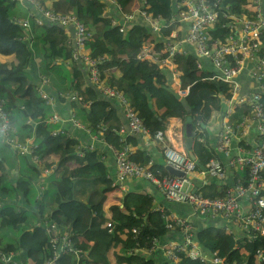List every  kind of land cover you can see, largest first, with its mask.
Segmentation results:
<instances>
[{
	"label": "trees",
	"instance_id": "obj_1",
	"mask_svg": "<svg viewBox=\"0 0 264 264\" xmlns=\"http://www.w3.org/2000/svg\"><path fill=\"white\" fill-rule=\"evenodd\" d=\"M35 1L45 10L72 15L85 26L91 36L84 53L99 59L102 85L122 92L152 134L164 131L167 119L172 117L179 118L184 127L185 118L190 116L192 124L197 122L196 128L200 130L192 147L196 160L205 166L209 160L217 159L216 146L210 144V132L200 125L206 126L208 119L199 112L197 121L194 120L196 106L192 108L189 97L183 99L174 92L169 70L138 58L145 45L154 44L159 52L171 32H177L179 38L185 33L184 25L172 23L175 0H56L51 7H46V0ZM108 2L128 14L139 2L141 12L154 19L159 17L163 26L159 37L155 38V32L145 22L132 23L120 32V24L116 27L111 24L115 15L106 14L110 8ZM251 2L221 0L232 15L254 20L258 14ZM26 17L27 9L19 2L0 0V100L13 137L19 142L31 140L38 158V162H32L30 157L16 156L0 140V254L13 255L11 262L0 260V264H42L50 252V234L44 224H54L61 234L71 238L73 250L61 254L58 264H159L157 254H148L152 240L165 244L171 234L181 235L178 228H167L172 213L166 207L156 209L152 195L130 191L118 203L106 206L109 194L117 188L112 186L105 154L100 146H80L79 138L69 132L68 126L73 125L70 119L80 123L91 137H96V143L112 150L125 148L129 138L122 140L118 133L120 121L112 115L110 100L101 94L98 84L89 81L87 69L71 45L69 30L72 29L36 25L32 20L29 28H25L21 21ZM230 33L229 28L216 25L208 36L224 42ZM260 52L264 58V33ZM166 57L160 55L159 59ZM35 61L39 66L36 80L29 72V66ZM171 61L179 73L181 89L207 85L215 90V96L222 103V117L224 102L231 98V87L214 78V71L203 69L199 58L188 51L184 56L175 55ZM78 62L83 64L85 72L78 68ZM116 70L126 73L113 76ZM42 76L46 77L47 84H42ZM70 94H75L76 99L70 100ZM262 103L264 107V92ZM156 112L159 119L154 117ZM251 112L249 104L238 105L229 122H236ZM257 142L264 144V135ZM8 152L15 158L8 157ZM141 154L130 158L147 165L149 157L142 162ZM16 165L18 172L13 180L8 173ZM151 168L167 173L162 165ZM196 172L200 174L202 170L196 167ZM228 178L225 183L207 182L197 191L205 198H223L224 191L234 188L238 180L242 185L247 181L243 172L230 171ZM195 216L201 224L188 222L200 250L217 253L226 262L264 264L257 260L256 252L264 248L263 238L249 241L246 236L235 237L226 232L227 226L216 227L210 223L220 217ZM178 260V264H201L185 254H180Z\"/></svg>",
	"mask_w": 264,
	"mask_h": 264
},
{
	"label": "built area",
	"instance_id": "obj_2",
	"mask_svg": "<svg viewBox=\"0 0 264 264\" xmlns=\"http://www.w3.org/2000/svg\"><path fill=\"white\" fill-rule=\"evenodd\" d=\"M11 1L31 5L42 16L43 21L49 25L72 29L74 33L73 45L79 60L87 69L89 81L93 85H99L104 97L113 99L121 105L128 131L131 134L153 136L162 144L165 166H170L184 174L179 178L169 173H163L160 169H152L148 164H138L131 160L130 153L125 147L122 150H113L115 175L112 177V186L122 188V185L128 180L150 183L169 203L185 205L192 210L194 215L201 218L221 217L225 219L229 223L225 228L226 232L235 237L246 236L249 241L258 237L264 239V144L257 142L258 137L264 135V107L262 103L264 58L261 57L260 52L261 35L264 33V18L260 0L251 2L258 14L254 20L232 15L228 12V8L221 4V0H175L176 13L172 18V23L184 25L186 33L179 38L177 32L173 31L170 33V39L162 42V49L159 52L142 48L138 54L139 59L151 60L157 63L160 69H167L173 74L172 67L168 65L173 64L171 59L175 55L184 56L187 51L185 45H191L198 58H207L210 61L214 78L231 87V98L224 102L225 110L221 117L216 146L217 152L228 158L227 164H222L218 159H211L204 166L205 172H201L210 179L223 183L227 181L230 171L243 172L247 176L245 185H242L238 180L234 188L224 191L223 198L203 197L197 191L198 187H194L192 177L197 173L196 164L187 153L183 149L178 150L165 144L164 131H156L152 134L122 92L102 85L99 78V59H92L84 53L85 44L91 35L81 22L70 14L45 10L35 0ZM115 7L117 11L114 15L120 17L111 18V24L114 27L120 24V32L123 33L126 30L124 28H129L132 25L133 16L123 14L124 12L120 8H117L116 5ZM140 14L149 23L153 32L157 33L163 28L159 17L154 19L152 15L141 11ZM36 23L40 24L41 21L38 20ZM21 24L25 28L28 27L26 20H22ZM216 25L229 28L231 31L224 42L211 40L208 36L209 31ZM160 55L167 57L159 59ZM197 67L200 68L199 65ZM244 72L251 77L257 88L256 91L246 94L242 92L239 80ZM41 82L43 85L47 84L46 77L43 76ZM176 93L180 98L186 96V91ZM43 96L46 100L48 99L46 95L43 94ZM68 97L70 100L76 99L75 94H70ZM244 103L250 105L251 114L230 123L229 119L235 107ZM70 121L73 126L82 128V125L74 121L73 118ZM60 132L62 133V131ZM250 133H252L251 137L246 139L245 137ZM0 140L17 155L27 156L31 158L32 162H38L34 152L35 145L32 141L19 142L13 137L3 100H0ZM233 140L238 142V146L235 149V154L231 156L230 144ZM44 173L47 174L46 171ZM170 219L171 223L167 225V228H178L182 240L161 244L158 239H153L148 254L156 255L160 251L170 264H178L180 254H185L189 259L201 264H237L226 262L217 253H206L200 250L194 240L192 226L187 219L177 216H170ZM44 225L47 234H50L48 240L50 252L42 264H58L61 254L73 250L71 238L67 234H61L54 224ZM131 232L136 233L135 230ZM256 252L257 260L264 262V248L258 249ZM0 260L11 262L13 255L0 254Z\"/></svg>",
	"mask_w": 264,
	"mask_h": 264
},
{
	"label": "crops",
	"instance_id": "obj_3",
	"mask_svg": "<svg viewBox=\"0 0 264 264\" xmlns=\"http://www.w3.org/2000/svg\"><path fill=\"white\" fill-rule=\"evenodd\" d=\"M56 0H46L45 1V5L46 7H51L52 4L55 2ZM261 1V5H262V17L264 18V0H260ZM20 4H22L26 9H27V15L31 13V7L29 4L26 3H22L19 2ZM112 7V9H111ZM140 5L139 2L138 4L136 3L132 9L130 8V14L124 12L123 14H128V15H132L133 16V21L132 23H148L140 14ZM115 6L110 5V8L106 10V14L108 15H114L115 14ZM113 12V13H112ZM115 17H120L118 15H116ZM149 24V23H148ZM146 25V24H145ZM147 26V25H146ZM70 34H71V42H72V46L73 45V40H74V33L72 30H69ZM183 30H182V34H183ZM186 33V32H185ZM160 33H154L155 38L159 37ZM157 36V37H156ZM143 48H148L149 50H155L154 44H149V45H145ZM185 49L195 55V51L193 46L191 45H185ZM141 51V50H140ZM7 60V59H6ZM11 61V60H8ZM199 62L201 63V67H203V69H206L207 71H212L213 69L211 67L210 61L207 58H199ZM170 67H172V88L174 90V92H178V91H186V96L183 98H188L189 97V102L191 104L194 103L195 107V111L194 114H192V116H194L195 118L198 117V113L201 112V108L200 107V103L202 102L203 98L201 95L204 96V93L206 92H213L215 95V90L211 87H208L207 85H201V86H191L188 87L186 89H181L180 88V81H179V73L176 69V66L173 64H168ZM78 68L81 70H83L84 72L86 71L83 64H80V62H78L77 64ZM38 70H39V66H38V61H35L31 66H29V72L31 73L32 77L34 80L38 79ZM126 72L123 71H113V76H120L122 74H124ZM138 82H140L138 80ZM31 84H33L32 82H30ZM240 83L241 88H242V92L246 93L250 90H252L253 92L257 90L255 84L253 83L251 77H249V75L244 72L241 76H240ZM214 95H210V96H204L207 97L208 99H210L208 102L210 104H206V106H209V112L208 115H210V117L208 118V121H206V126L203 124V127H201L202 129H206L207 131L210 132V144L211 146H217V141H218V133L220 131V125H221V111L219 112H215L212 113V110L214 108V106L216 105L215 103L217 102V100H220V98L218 97H214ZM211 97V98H210ZM106 100H110L112 108H113V113L112 115L119 119L120 121V125L118 126L119 130L118 133L120 135V137L122 138L123 141H125L126 139H128V144H126V148L128 149L130 155H134L136 153L142 152L141 157H143L142 162L146 161V157H149L148 161V165L150 167H157L162 165L165 168V164H164V160H163V155H162V144L157 141L155 138H153V136H146V135H135V134H131L128 131L127 128V121L125 119L124 113L122 111V107L121 105L113 100V99H108L105 98ZM200 103H199V102ZM222 104V103H221ZM151 105L152 107V102H149V106ZM55 107V105H54ZM57 107V106H56ZM61 108V107H60ZM63 109V108H61ZM65 110V109H63ZM217 110V108H216ZM66 111V110H65ZM68 115V114H67ZM66 115V116H67ZM155 115H157V117H155ZM154 117L156 119H159V114L158 112H156L154 114ZM116 122V121H115ZM212 123L214 125H212ZM115 125H117V122L115 123ZM69 132L70 134H72L73 136H77L79 138L80 141V146L86 148L88 145H94L98 148V146H100V150L105 154L104 160H106L107 165H108V169L110 172V176L113 177L115 175V156H114V151L110 148V147H106L100 143H96L95 142V137H91L89 132L84 128H79V127H75L73 125H69L68 126ZM195 132L196 134L200 132V130L198 128H195ZM165 133V144H168L169 146H172L173 148L176 149H184V127L183 124L181 122V120L179 118L176 117H172L167 119V125L165 127L164 130ZM252 133L248 134L245 138L249 139L251 137ZM238 146V142L233 140L230 144V152H231V156H233L235 154V149ZM217 151V149H216ZM217 153V159L222 163V164H227L228 158L224 157L223 155H221L220 153ZM140 158V156H138ZM142 165V164H141ZM157 169V168H156ZM17 172H18V167L17 165L13 168V170L8 173V175H10V178L15 180L17 177ZM232 176V175H231ZM231 176L228 178L229 180H231ZM192 181L194 182V187H201L203 184L213 181L211 179H209V177L203 175L202 173H195V175L192 177ZM117 189L114 190L113 192H111L108 196V200L106 203V206L110 205V204H116L118 203V199L125 193V192H135V193H146L149 195H152L154 198V204L156 209L161 210L163 207H166L170 210V212L172 213L171 216H179L181 218H185L187 220H189L190 222H192L193 224H195L196 226L201 224V222L199 221V219L193 214L192 210L185 206V205H181V204H175V203H169L167 202L162 195L159 193V191L157 190V188L147 182H143V181H138V180H128L126 181L123 185L122 188L116 187ZM213 223V225H215L216 227H224V226H228L229 223L223 219V218H219L216 219L215 222H210ZM169 240V241H168ZM182 240V236L180 234H171L164 242H180ZM157 256H158V263L159 264H164V263H168L170 264L165 258L164 256L161 254L160 251L157 252ZM111 260L112 257H111Z\"/></svg>",
	"mask_w": 264,
	"mask_h": 264
},
{
	"label": "water",
	"instance_id": "obj_4",
	"mask_svg": "<svg viewBox=\"0 0 264 264\" xmlns=\"http://www.w3.org/2000/svg\"><path fill=\"white\" fill-rule=\"evenodd\" d=\"M162 24V23H161ZM151 107V105L149 106ZM186 111H188V108L186 107ZM155 117H157V115H155ZM201 127H203V125H201ZM196 136V132L194 131L193 128V124H192V118L190 116H187L185 118L184 121V148L185 151L187 152L189 158L195 162L196 166L199 167L202 172H205V167L203 165H201L197 160L196 157L192 151V147H193V142H194V138ZM165 170L172 176L175 177H183V173L174 170L173 168H171L170 166H166ZM193 192H195V190H193Z\"/></svg>",
	"mask_w": 264,
	"mask_h": 264
},
{
	"label": "rangeland",
	"instance_id": "obj_5",
	"mask_svg": "<svg viewBox=\"0 0 264 264\" xmlns=\"http://www.w3.org/2000/svg\"><path fill=\"white\" fill-rule=\"evenodd\" d=\"M30 7H31V13L30 14H28L27 15V17L24 19V21L26 20L27 21V25H28V27H29V24H30V21L32 20L36 25H42V24H47V23H45L44 21H43V18H42V16L38 13V12H36L35 10H34V8L30 5ZM115 11H117L116 9H115ZM38 20H40L41 21V23L40 24H37L36 23V21H38ZM159 33H160V31H159ZM210 95H214V93L213 92H206V93H204V96H210ZM202 96V98H203V100H202V102L200 103L199 101V103H200V107H202L201 108V112H202V114H203V116L206 118V119H208L209 117H210V115H208V112H209V106H210V104H209V100L210 99H208L207 97H204L203 95H201ZM214 97H215V95H214ZM211 98V97H210ZM219 98V97H218ZM206 104H209V106H206ZM216 105L214 106V108H213V110H212V113H214L215 114V112H219L220 110H221V108H222V104H221V102L219 101V100H217V102L215 103ZM190 105L192 106V108H194V103L193 104H191L190 103ZM216 108H217V110H216ZM194 118V120L195 121H197V119L195 118V117H193ZM196 124H197V122H196ZM196 124H193V126H194V128H196ZM212 125H214L213 123H212ZM13 153V152H12ZM14 154V153H13ZM7 156L8 157H11V158H15V156L14 155H12L11 153H7ZM47 173H48V170H45ZM44 171V172H45ZM15 233H17V231H14Z\"/></svg>",
	"mask_w": 264,
	"mask_h": 264
},
{
	"label": "clouds",
	"instance_id": "obj_6",
	"mask_svg": "<svg viewBox=\"0 0 264 264\" xmlns=\"http://www.w3.org/2000/svg\"><path fill=\"white\" fill-rule=\"evenodd\" d=\"M17 2H19V1H17ZM108 5H112V6H115V4L114 3H112V2H108ZM162 25V24H161ZM43 77V76H42ZM2 143V142H1ZM3 144V143H2ZM9 150L11 151V152H13L10 148H9ZM184 151H185V148L183 149ZM186 152V151H185ZM16 156H19V155H17L15 152H13ZM187 153V152H186ZM188 155V154H187ZM21 157V156H20ZM23 157V156H22ZM166 167V166H165ZM197 167V166H196ZM167 172V171H166ZM168 173V172H167Z\"/></svg>",
	"mask_w": 264,
	"mask_h": 264
}]
</instances>
